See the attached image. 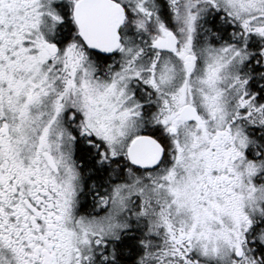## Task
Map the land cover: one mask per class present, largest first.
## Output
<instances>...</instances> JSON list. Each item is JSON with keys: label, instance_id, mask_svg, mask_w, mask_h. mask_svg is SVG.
I'll list each match as a JSON object with an SVG mask.
<instances>
[{"label": "snow or ice", "instance_id": "1", "mask_svg": "<svg viewBox=\"0 0 264 264\" xmlns=\"http://www.w3.org/2000/svg\"><path fill=\"white\" fill-rule=\"evenodd\" d=\"M0 264H264V0H0Z\"/></svg>", "mask_w": 264, "mask_h": 264}]
</instances>
